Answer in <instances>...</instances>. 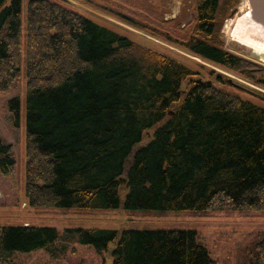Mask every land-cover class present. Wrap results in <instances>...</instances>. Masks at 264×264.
Instances as JSON below:
<instances>
[{"label": "trees", "instance_id": "obj_1", "mask_svg": "<svg viewBox=\"0 0 264 264\" xmlns=\"http://www.w3.org/2000/svg\"><path fill=\"white\" fill-rule=\"evenodd\" d=\"M194 1L191 31L167 39L264 86V66L225 48L220 0ZM62 2L29 0L24 25L22 0H0V93L23 63L27 76L29 204L264 214V106ZM20 106L19 97L9 100L16 117ZM14 165L0 140V169ZM76 243L109 251L113 264H213L193 230L32 225L0 227V263L39 249L58 258ZM250 264H264V236Z\"/></svg>", "mask_w": 264, "mask_h": 264}, {"label": "rangeland", "instance_id": "obj_2", "mask_svg": "<svg viewBox=\"0 0 264 264\" xmlns=\"http://www.w3.org/2000/svg\"><path fill=\"white\" fill-rule=\"evenodd\" d=\"M29 0H22L25 25ZM65 5L111 28L132 40L167 54L197 72L196 76L211 79L216 87L238 94L264 106L263 99L251 92L264 94V86L245 79L238 73L194 55L167 39L184 38L196 20L194 0H62ZM221 36L225 48L240 57L264 66V59L232 39L233 20L242 16L249 5L246 0H220ZM150 28V29H149ZM158 30L159 34L151 32ZM150 30V31H149ZM167 34V36H166ZM22 76L14 86L0 93V140L11 145L15 165L10 172L0 169V227L32 225L95 229H187L196 231L210 252L213 264H250L256 242L264 236V214L210 212H160L154 210L36 208L25 194L26 180V82L25 64ZM217 75L232 79L219 83ZM254 90V91H253ZM19 97L20 113L16 117L9 100ZM145 138L142 143H146ZM116 246L110 244L109 249ZM72 248H75L72 250ZM12 264H113L109 251L98 253L91 245L76 243L63 256L50 255L45 249L29 254H15ZM2 264V263H0Z\"/></svg>", "mask_w": 264, "mask_h": 264}, {"label": "bare ground", "instance_id": "obj_3", "mask_svg": "<svg viewBox=\"0 0 264 264\" xmlns=\"http://www.w3.org/2000/svg\"><path fill=\"white\" fill-rule=\"evenodd\" d=\"M232 39L264 59V25L256 22L248 9L233 20Z\"/></svg>", "mask_w": 264, "mask_h": 264}, {"label": "water", "instance_id": "obj_4", "mask_svg": "<svg viewBox=\"0 0 264 264\" xmlns=\"http://www.w3.org/2000/svg\"><path fill=\"white\" fill-rule=\"evenodd\" d=\"M246 2L249 5V10L253 19L256 22L264 25V0H246ZM229 81L235 84L232 79H229Z\"/></svg>", "mask_w": 264, "mask_h": 264}, {"label": "flooded vegetation", "instance_id": "obj_5", "mask_svg": "<svg viewBox=\"0 0 264 264\" xmlns=\"http://www.w3.org/2000/svg\"><path fill=\"white\" fill-rule=\"evenodd\" d=\"M229 83L232 85V86H238V87H241V86H239V84H237V85H235V84H233V83H231L230 81H229Z\"/></svg>", "mask_w": 264, "mask_h": 264}]
</instances>
